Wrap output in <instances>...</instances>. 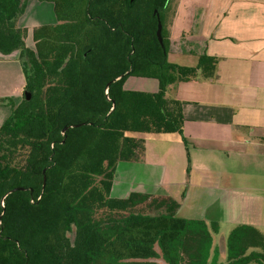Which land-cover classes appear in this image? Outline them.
I'll return each mask as SVG.
<instances>
[{
    "label": "trees",
    "instance_id": "trees-1",
    "mask_svg": "<svg viewBox=\"0 0 264 264\" xmlns=\"http://www.w3.org/2000/svg\"><path fill=\"white\" fill-rule=\"evenodd\" d=\"M28 1L0 0V52L18 53L31 92L6 98L0 126V264H264L255 226H235L225 256L218 222L177 216L174 197L111 195L118 162L143 154L129 133L183 135L169 87L217 68L208 54L193 66L169 59L171 0H46L56 22L35 26L32 46L19 23ZM130 76L158 89H128Z\"/></svg>",
    "mask_w": 264,
    "mask_h": 264
},
{
    "label": "crops",
    "instance_id": "crops-1",
    "mask_svg": "<svg viewBox=\"0 0 264 264\" xmlns=\"http://www.w3.org/2000/svg\"><path fill=\"white\" fill-rule=\"evenodd\" d=\"M165 22L172 62L193 66L208 54L217 68L169 87L183 102V135L129 133L143 154L122 170L118 163L114 180L142 173L127 193L172 196L180 206H205L184 218L264 231V0H171ZM24 83L18 53L0 52V126L11 113L6 98L20 102ZM136 86L125 82L146 91L158 82Z\"/></svg>",
    "mask_w": 264,
    "mask_h": 264
},
{
    "label": "rangeland",
    "instance_id": "rangeland-1",
    "mask_svg": "<svg viewBox=\"0 0 264 264\" xmlns=\"http://www.w3.org/2000/svg\"><path fill=\"white\" fill-rule=\"evenodd\" d=\"M56 22V14L54 10V4L50 1H40V0H29L27 3V7L25 9V12L19 19V23L22 26H25L29 30V36L27 38V43L29 45H33V38H32V32L33 28L35 26L46 24V23H53ZM20 63V62H19ZM128 87H132L133 83L136 84V87H143L147 89H151L153 87L154 82H158L157 79L154 78H148V77H130L126 80ZM135 87V86H134ZM23 95V91H22ZM12 98L16 103V99L13 98V96H9ZM23 97V96H22ZM21 97V98H22ZM120 165V170H122L124 167H126L127 162L120 161L118 162ZM142 173H136L133 176L129 175L126 180H119L118 177L116 180H114V186L113 190L111 191V195L114 197H125L129 194L127 193L128 189H136L139 185V182L141 181L139 179V176ZM143 175V174H142ZM141 192V191H138ZM181 209L177 211V216L184 217L188 215H195L194 217H197V215H202V208L205 206H190L189 201H187L185 206H180ZM232 228V225L229 224H223L220 227L219 233L215 236L216 243L222 247V251L225 250V256H226V248L224 246H221L222 242L226 240V237L230 233ZM220 258H222V254L219 255Z\"/></svg>",
    "mask_w": 264,
    "mask_h": 264
},
{
    "label": "water",
    "instance_id": "water-1",
    "mask_svg": "<svg viewBox=\"0 0 264 264\" xmlns=\"http://www.w3.org/2000/svg\"><path fill=\"white\" fill-rule=\"evenodd\" d=\"M162 29H163V24L159 18L158 28H157V36H158V39L161 42V44L164 46V38H163V34H162ZM24 91H25L26 99L29 100L31 98V92L26 88L24 89ZM78 125H80V124H74L72 126H78ZM67 128L68 127H65L63 131L65 132L67 130ZM45 183H46V176L44 177V185H45ZM16 189H23V187H16L12 191H14Z\"/></svg>",
    "mask_w": 264,
    "mask_h": 264
}]
</instances>
